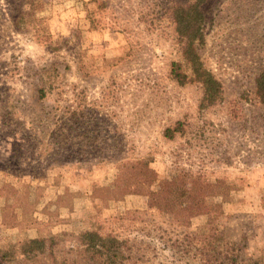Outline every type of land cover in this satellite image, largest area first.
I'll return each instance as SVG.
<instances>
[{
    "label": "rangeland",
    "instance_id": "1",
    "mask_svg": "<svg viewBox=\"0 0 264 264\" xmlns=\"http://www.w3.org/2000/svg\"><path fill=\"white\" fill-rule=\"evenodd\" d=\"M192 1L0 0V255L92 230L126 241L125 264H202L190 235L216 229L264 263V0L200 6L197 53L222 92L203 110L170 19ZM171 178L182 192L219 182L204 199L217 212L180 225L150 208L144 193Z\"/></svg>",
    "mask_w": 264,
    "mask_h": 264
},
{
    "label": "trees",
    "instance_id": "2",
    "mask_svg": "<svg viewBox=\"0 0 264 264\" xmlns=\"http://www.w3.org/2000/svg\"><path fill=\"white\" fill-rule=\"evenodd\" d=\"M204 2L205 0H193L187 4L177 3L170 11L181 57L189 67L191 81L198 83L202 90L198 105L201 110L219 102L222 93L219 81L204 68L197 53L198 46L203 42L201 29L203 15L200 6ZM179 68L178 64H172L170 75L178 84H184L187 77L180 73ZM254 96L256 101L264 106V70L260 71L254 80ZM38 98H43L42 90H39ZM179 131V123H176L172 128H165L162 136L171 139L173 134ZM134 165L138 166L146 177L154 174L142 162ZM122 168L126 167L122 165ZM130 169L133 168L130 167ZM177 183L175 178L169 181H158L155 191L147 190L144 193L147 205L171 215L180 225H186V222L193 217L208 215L213 212V209L217 212L216 206L208 207L204 199L223 195L222 191H215L219 188L217 187L220 185L219 182L202 184L193 180L188 192L180 191ZM190 236L193 240L197 239L200 242L194 251L199 259L202 258V264H264L259 260L245 259L242 254L244 245L241 242L226 241L222 234L216 233V229H209L208 236L202 234ZM62 244L65 245L66 250H61ZM15 252L17 256H14ZM193 255L192 259L196 257L195 254ZM18 257L34 261L35 264H125V261L130 259L126 241H120L109 235L102 236L92 230L27 239L20 242L17 249L16 246H10L9 250L2 251L0 255L1 260H14Z\"/></svg>",
    "mask_w": 264,
    "mask_h": 264
}]
</instances>
